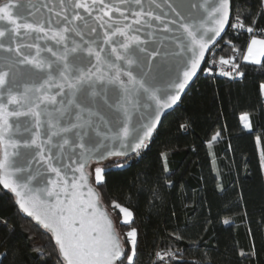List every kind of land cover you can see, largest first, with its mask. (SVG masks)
<instances>
[{
    "label": "snow or ice",
    "instance_id": "6c2138e0",
    "mask_svg": "<svg viewBox=\"0 0 264 264\" xmlns=\"http://www.w3.org/2000/svg\"><path fill=\"white\" fill-rule=\"evenodd\" d=\"M258 7L241 16L234 0H0V185L15 205L0 228L9 238L19 232V264L44 247L37 232L48 237L55 264H134L135 212L112 202L128 229L126 249L98 186L147 148L226 28L257 31L264 0ZM243 60L264 67V39L253 36ZM235 61L220 57L231 65L221 74L244 77ZM240 119L253 130L250 114ZM219 139L217 132L209 147ZM252 247L239 255L251 259ZM156 256L179 259L172 251Z\"/></svg>",
    "mask_w": 264,
    "mask_h": 264
},
{
    "label": "trees",
    "instance_id": "16d2710c",
    "mask_svg": "<svg viewBox=\"0 0 264 264\" xmlns=\"http://www.w3.org/2000/svg\"><path fill=\"white\" fill-rule=\"evenodd\" d=\"M237 14L258 12L260 0H234ZM250 24V20L245 21ZM264 38V21L256 20ZM253 35L232 28L211 50L210 56L229 58L244 77L212 76L201 72L177 107L165 115L146 149L132 155L124 168H112L106 186L99 187L109 213L114 210L117 228L126 249L128 230L113 207L116 201L135 212L138 228L134 264H264V171L260 152L264 150V67L243 60ZM233 48L239 49L234 52ZM250 114L253 130L244 129L240 117ZM187 124L188 127H181ZM217 132L221 139L209 147ZM260 142L257 143V138ZM260 146V147H259ZM261 148V149H260ZM165 154L167 169L165 171ZM13 195L0 185V216L13 217ZM114 218V217H113ZM231 219L230 224L223 223ZM115 220V219H114ZM116 221V220H115ZM251 229V231H249ZM182 239H176L175 235ZM9 239L3 264H19L12 252L23 243L9 238L0 228V240ZM39 252L29 251L24 264H55L47 256L49 239L37 232ZM251 259L240 251L253 250ZM176 252L179 259L158 261L157 252Z\"/></svg>",
    "mask_w": 264,
    "mask_h": 264
},
{
    "label": "built area",
    "instance_id": "2783aa9c",
    "mask_svg": "<svg viewBox=\"0 0 264 264\" xmlns=\"http://www.w3.org/2000/svg\"><path fill=\"white\" fill-rule=\"evenodd\" d=\"M234 30H235V29H234ZM258 33H259V30H258V28H257V31H255L254 33H248V34H251V35H253V36H257ZM219 59H220V58H215V57L209 56V57L207 58V60H206V64H205V66H204L202 72L205 73V74H208V75H212V76H215V75H218V76H225V75H222V74H221V71H230V70H231V65H223V66H221V65L219 64ZM227 59H228V58H227ZM213 61H216V63H213ZM208 68H212V72H211V73H209V72L207 71ZM226 77H230V76H226ZM230 78H236V77H235V74H233V76H231ZM161 253H163V252H161ZM156 260L159 261V259L157 258V256H156L155 261H156ZM168 260H169V259L166 257L164 261H168Z\"/></svg>",
    "mask_w": 264,
    "mask_h": 264
},
{
    "label": "water",
    "instance_id": "95a60500",
    "mask_svg": "<svg viewBox=\"0 0 264 264\" xmlns=\"http://www.w3.org/2000/svg\"><path fill=\"white\" fill-rule=\"evenodd\" d=\"M230 23H231V18H230ZM229 28H230V27H229ZM229 28H226V29H225V33H222V38H223V36L226 34V32L229 30ZM222 38H221V39H222ZM221 39H218L217 43H218ZM217 43H216L215 45H213V46L209 49V52H208V53L206 54V56H205V63H202V64H201V70L197 72L196 77L193 78L192 82H190L189 86L185 89L184 93L181 95V100H182L183 96L185 95V93L188 91V89H189V87L191 86V84L195 81V79L197 78V76L203 71V68H204V66H205V64H206V60H207V58H208V56H209V53H210L211 50L217 45ZM181 100H180L176 105H174L172 108H170V109H168V110L165 111L164 115L161 117V122H162L163 117H164L165 115H167L168 113H170L171 111H173V110L177 107V105L181 102ZM160 124H161V123H160ZM159 126H160V125H159ZM159 126H158V127H159ZM158 127H157V128H158ZM156 130H157V129H156ZM155 132H156V131H155ZM155 132L153 133L152 137L154 136ZM1 186H2V185H1ZM5 190H6V189H5ZM107 210H108V209H107ZM108 212H109V211H108ZM110 215H111V214H110ZM112 218H113V217H112Z\"/></svg>",
    "mask_w": 264,
    "mask_h": 264
},
{
    "label": "rangeland",
    "instance_id": "374dc122",
    "mask_svg": "<svg viewBox=\"0 0 264 264\" xmlns=\"http://www.w3.org/2000/svg\"><path fill=\"white\" fill-rule=\"evenodd\" d=\"M260 37V36H259ZM209 56H210V53H209ZM208 56V57H209ZM225 59H227V58H225ZM264 94V93H263ZM260 147V146H259ZM261 149V148H260ZM264 171V170H263ZM111 213H112V215H113V219H115L116 221H117V223H118V218L116 217V214L114 213V210H111Z\"/></svg>",
    "mask_w": 264,
    "mask_h": 264
},
{
    "label": "crops",
    "instance_id": "0c3cea01",
    "mask_svg": "<svg viewBox=\"0 0 264 264\" xmlns=\"http://www.w3.org/2000/svg\"><path fill=\"white\" fill-rule=\"evenodd\" d=\"M256 38H258V39H264L263 37H259V36H256ZM251 41V40H250ZM250 43V42H249ZM247 50V49H246ZM244 54H246V51H245V53ZM230 221H231V219L230 218H228Z\"/></svg>",
    "mask_w": 264,
    "mask_h": 264
}]
</instances>
